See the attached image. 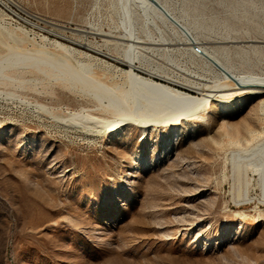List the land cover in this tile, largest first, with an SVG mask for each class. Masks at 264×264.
Returning a JSON list of instances; mask_svg holds the SVG:
<instances>
[{
  "label": "rangeland",
  "instance_id": "1",
  "mask_svg": "<svg viewBox=\"0 0 264 264\" xmlns=\"http://www.w3.org/2000/svg\"><path fill=\"white\" fill-rule=\"evenodd\" d=\"M167 1L208 47L229 48L216 54L235 72L264 78L263 44L246 42L264 40V0ZM114 2L0 0V264H264L259 176L231 165L233 151L264 140V94L227 96L171 129L89 133L64 119L93 97L90 86L25 55H66L60 43L93 56L107 81L127 66L89 46L114 50L99 32L125 33ZM135 54L181 80H220L189 50Z\"/></svg>",
  "mask_w": 264,
  "mask_h": 264
},
{
  "label": "bare ground",
  "instance_id": "2",
  "mask_svg": "<svg viewBox=\"0 0 264 264\" xmlns=\"http://www.w3.org/2000/svg\"><path fill=\"white\" fill-rule=\"evenodd\" d=\"M114 4L125 33L113 36L99 32V35L104 38L108 37L113 40L114 50L103 51L100 48L89 46L92 51L127 66V69L121 70L117 67L118 70L107 81L104 80L105 75L99 76L96 70L98 64L93 63V56L86 58V53H79V55H85V58H76L77 56L72 55L75 53L74 50L60 43H56V46L65 51L66 55L25 54L33 58H40L39 60L46 58L50 61L48 65L59 70L61 75H69L68 80L71 79L75 83L77 79H80L90 86L89 89L87 88L89 94H84L93 97H87L85 103L75 110L70 118L64 119L68 125L81 129L83 132L102 133L103 135L117 133L125 127H132L143 133L149 129H171L196 120L200 122L209 109L221 107L223 99L227 96L249 93L264 94V78L235 72L216 54V51H222L227 58L226 54L229 48L222 45L208 47V43L199 38L197 28L192 26L187 18L177 17L172 12L167 0H115ZM136 16L143 19L145 30L150 27L157 30L159 39L156 37L154 39L150 33L146 34V39L142 38L136 32L135 26L139 27L135 23ZM167 29L172 31L176 41L164 34V30ZM106 41L109 44V40ZM246 42L254 50L259 47L254 43H262L264 47V40H248ZM235 43H239V41L232 38L227 41H213L212 44ZM177 45L186 47L175 48L174 46ZM237 47L232 48L238 50ZM178 49L189 50L206 60L220 75V80H217L214 86L181 80L174 73L170 74L162 67L153 66V63L151 64L135 54L140 51H162L167 54L168 59V56ZM112 69L114 70V68ZM65 79L64 81H67ZM75 90L77 91V89ZM261 104L264 106V99L261 100ZM242 161L246 162L245 170L251 168L252 172L259 176V186L264 200V140L251 148L232 152V169L237 172L241 171L240 162ZM242 200L244 202L245 199L242 198ZM246 200L252 201L250 198Z\"/></svg>",
  "mask_w": 264,
  "mask_h": 264
}]
</instances>
